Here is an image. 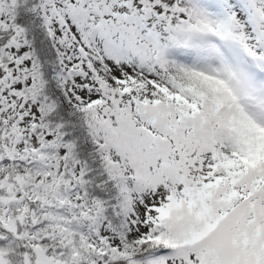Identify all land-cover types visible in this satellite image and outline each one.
Returning a JSON list of instances; mask_svg holds the SVG:
<instances>
[{"label": "snow or ice", "instance_id": "1", "mask_svg": "<svg viewBox=\"0 0 264 264\" xmlns=\"http://www.w3.org/2000/svg\"><path fill=\"white\" fill-rule=\"evenodd\" d=\"M0 264H264V0H0Z\"/></svg>", "mask_w": 264, "mask_h": 264}]
</instances>
